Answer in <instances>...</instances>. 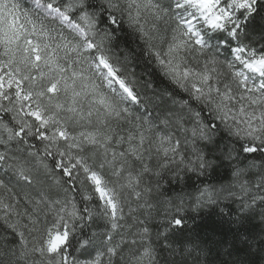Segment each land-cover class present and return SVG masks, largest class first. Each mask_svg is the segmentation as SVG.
<instances>
[{
  "label": "snow or ice",
  "instance_id": "snow-or-ice-1",
  "mask_svg": "<svg viewBox=\"0 0 264 264\" xmlns=\"http://www.w3.org/2000/svg\"><path fill=\"white\" fill-rule=\"evenodd\" d=\"M0 264H264V0H0Z\"/></svg>",
  "mask_w": 264,
  "mask_h": 264
}]
</instances>
